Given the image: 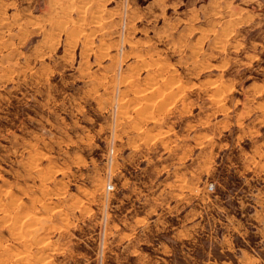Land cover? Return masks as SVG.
Instances as JSON below:
<instances>
[{
	"label": "rangeland",
	"instance_id": "rangeland-1",
	"mask_svg": "<svg viewBox=\"0 0 264 264\" xmlns=\"http://www.w3.org/2000/svg\"><path fill=\"white\" fill-rule=\"evenodd\" d=\"M0 264H264V0H0Z\"/></svg>",
	"mask_w": 264,
	"mask_h": 264
},
{
	"label": "bare ground",
	"instance_id": "bare-ground-1",
	"mask_svg": "<svg viewBox=\"0 0 264 264\" xmlns=\"http://www.w3.org/2000/svg\"><path fill=\"white\" fill-rule=\"evenodd\" d=\"M108 54V53H107ZM109 56V55H108ZM106 57V56H105ZM112 58V57H111ZM114 59V58H113ZM112 60V59H111ZM110 60V61H111ZM114 61V60H113ZM107 62V61H106ZM150 77V76H149ZM175 82V81H174ZM167 86V85H166ZM161 93V92H160ZM71 200V199H70ZM18 211H21V210H18ZM30 212V211H29ZM16 213H18V212H16ZM19 213H21V212H19ZM18 213V214H19ZM37 213V212H36ZM39 213V212H38ZM12 216L14 215L13 213L11 214ZM16 215V214H15ZM14 215V216H15ZM26 215V214H25ZM18 216H21V215H18ZM17 217V216H16ZM24 217H26V216H24ZM11 218V217H10ZM27 218L28 219H33V220H35V219H38L37 221H39L40 219L43 221V216H41V215H39V214H35V212L33 213V212H31L30 214H28V216H27ZM27 218H25V219H27ZM13 219V218H12ZM24 219V220H25ZM27 219V223L29 222V220ZM17 221H18V218L16 219ZM16 220H15V222H16ZM46 220V219H45ZM37 221H35V222H37ZM11 222H13L12 220H11ZM11 222H10V224H11ZM15 222H14V224H15ZM25 222H26V220H25ZM31 222H32V220H31ZM18 223V222H17ZM16 223V224H17ZM27 223H25V224H27ZM13 224V225H14ZM32 224V223H31ZM38 224H40V223H38ZM35 225V223L33 224V227H36V226H34ZM41 225V224H40ZM28 226H29V223H28ZM42 226V225H41ZM38 227H40V226H38ZM41 231V230H40ZM40 231H38V232H40ZM31 232V231H30ZM34 234V233H33ZM32 237V236H31ZM33 237H34V235H33Z\"/></svg>",
	"mask_w": 264,
	"mask_h": 264
},
{
	"label": "crops",
	"instance_id": "crops-1",
	"mask_svg": "<svg viewBox=\"0 0 264 264\" xmlns=\"http://www.w3.org/2000/svg\"><path fill=\"white\" fill-rule=\"evenodd\" d=\"M188 1H190V0H187V2ZM203 6H205L204 4H203ZM218 18H219V16H218ZM109 57H107V59H108ZM136 63H138V64H140V65H144V66H146V62H145V60L143 59V58H139V59H137L136 60ZM159 65V64H158ZM147 67V66H146ZM158 67V66H157ZM150 91V90H149ZM148 93V92H147Z\"/></svg>",
	"mask_w": 264,
	"mask_h": 264
},
{
	"label": "built area",
	"instance_id": "built-area-1",
	"mask_svg": "<svg viewBox=\"0 0 264 264\" xmlns=\"http://www.w3.org/2000/svg\"><path fill=\"white\" fill-rule=\"evenodd\" d=\"M109 189H112V187H109Z\"/></svg>",
	"mask_w": 264,
	"mask_h": 264
}]
</instances>
